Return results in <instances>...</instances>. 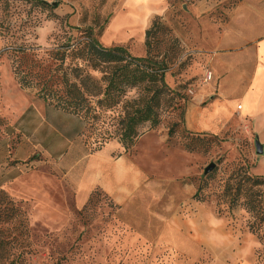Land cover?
I'll list each match as a JSON object with an SVG mask.
<instances>
[{
    "label": "rangeland",
    "instance_id": "rangeland-1",
    "mask_svg": "<svg viewBox=\"0 0 264 264\" xmlns=\"http://www.w3.org/2000/svg\"><path fill=\"white\" fill-rule=\"evenodd\" d=\"M47 1L54 9L11 0L6 14L0 0V22H12L7 35L0 29V264H264V226L252 232L250 212L230 205L246 174L264 177L255 146L264 144V86L247 94L264 0ZM152 27V54L167 60L178 103L129 150L117 134L123 103L88 122L22 87L15 71L11 46H30L27 62L48 71L54 50L88 29L143 57ZM191 106L208 111V127L188 128Z\"/></svg>",
    "mask_w": 264,
    "mask_h": 264
},
{
    "label": "trees",
    "instance_id": "trees-1",
    "mask_svg": "<svg viewBox=\"0 0 264 264\" xmlns=\"http://www.w3.org/2000/svg\"><path fill=\"white\" fill-rule=\"evenodd\" d=\"M30 1L36 6L54 9L45 0ZM10 7L11 0H3L2 8L6 14ZM11 24V20L7 19L0 22L1 32L7 35ZM153 28L147 31V55L143 57L132 55L123 46H104L91 29L81 39L69 36L66 43L54 50L56 60L48 71H42L43 65L39 62H27L34 61L30 46H11L14 62L19 63L15 64V71L22 87H39V94L47 104L79 115L88 122L99 117L102 111L116 109L123 103L118 115L117 134L126 150H129L137 142L143 126H158L163 107L178 103H175V90L166 81L167 60L152 54ZM66 63L72 64L71 74L64 68ZM60 66L64 68L62 73L58 71ZM89 66L103 73V83L89 73ZM135 88L141 89L142 94L138 98L126 100L128 92ZM174 133L175 128H171L169 135L173 136ZM246 175L245 182L249 186L243 188L244 182L239 181L238 190L231 194L230 205L235 207L242 204L252 215L251 231L259 233L264 226L263 191L260 188L264 185V177Z\"/></svg>",
    "mask_w": 264,
    "mask_h": 264
},
{
    "label": "crops",
    "instance_id": "crops-1",
    "mask_svg": "<svg viewBox=\"0 0 264 264\" xmlns=\"http://www.w3.org/2000/svg\"><path fill=\"white\" fill-rule=\"evenodd\" d=\"M258 52H259L260 62L257 67L256 74L252 80L251 88L247 92V94H249L251 91H254V89L256 88H259V92H260V90L264 86V40L261 41V43L259 44ZM253 97H256V95H254ZM242 107H244V111H246L245 105H243ZM253 109H254V106L251 105L250 109H248V112L252 111ZM207 112L202 111V110L199 111L195 107H192V106L189 107L188 112H187L188 128L190 130L200 131V130H203L205 127H208L210 125V119H209L210 117L208 115L210 114ZM101 170L102 169H98L96 171L99 172Z\"/></svg>",
    "mask_w": 264,
    "mask_h": 264
},
{
    "label": "water",
    "instance_id": "water-1",
    "mask_svg": "<svg viewBox=\"0 0 264 264\" xmlns=\"http://www.w3.org/2000/svg\"><path fill=\"white\" fill-rule=\"evenodd\" d=\"M45 1H47V0H45ZM52 5L56 6V2H54ZM255 146H256V153L258 155H264V144L260 141L259 138L256 139ZM215 167H216V164L215 163H211L209 166L206 167L205 174H208L211 171H213Z\"/></svg>",
    "mask_w": 264,
    "mask_h": 264
},
{
    "label": "built area",
    "instance_id": "built-area-1",
    "mask_svg": "<svg viewBox=\"0 0 264 264\" xmlns=\"http://www.w3.org/2000/svg\"><path fill=\"white\" fill-rule=\"evenodd\" d=\"M212 76H213V72H208V74H207V79H212Z\"/></svg>",
    "mask_w": 264,
    "mask_h": 264
}]
</instances>
